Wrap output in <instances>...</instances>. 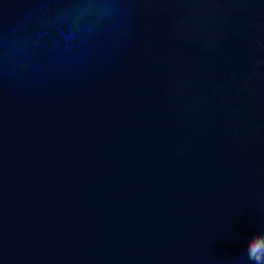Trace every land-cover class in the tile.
Returning a JSON list of instances; mask_svg holds the SVG:
<instances>
[{
    "label": "water",
    "instance_id": "1",
    "mask_svg": "<svg viewBox=\"0 0 264 264\" xmlns=\"http://www.w3.org/2000/svg\"><path fill=\"white\" fill-rule=\"evenodd\" d=\"M254 235L264 0H0V264H254Z\"/></svg>",
    "mask_w": 264,
    "mask_h": 264
},
{
    "label": "clouds",
    "instance_id": "2",
    "mask_svg": "<svg viewBox=\"0 0 264 264\" xmlns=\"http://www.w3.org/2000/svg\"><path fill=\"white\" fill-rule=\"evenodd\" d=\"M256 237L257 235H254L253 238L248 241L247 255L250 260L254 261V264H262V262H264V248H261L255 253L253 252V248L257 244L264 245V240H259Z\"/></svg>",
    "mask_w": 264,
    "mask_h": 264
},
{
    "label": "snow or ice",
    "instance_id": "3",
    "mask_svg": "<svg viewBox=\"0 0 264 264\" xmlns=\"http://www.w3.org/2000/svg\"><path fill=\"white\" fill-rule=\"evenodd\" d=\"M261 248H264V245H262V244H257V245L254 246V248H253V252H254V253H255V252H258Z\"/></svg>",
    "mask_w": 264,
    "mask_h": 264
}]
</instances>
